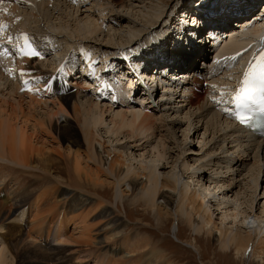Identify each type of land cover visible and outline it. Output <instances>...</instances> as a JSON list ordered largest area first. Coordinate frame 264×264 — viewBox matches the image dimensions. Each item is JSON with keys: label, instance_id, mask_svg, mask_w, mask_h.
I'll list each match as a JSON object with an SVG mask.
<instances>
[{"label": "bare ground", "instance_id": "1", "mask_svg": "<svg viewBox=\"0 0 264 264\" xmlns=\"http://www.w3.org/2000/svg\"><path fill=\"white\" fill-rule=\"evenodd\" d=\"M259 1L186 8L185 19L198 20L195 30L186 33L184 19L183 31L165 36L170 22L155 28L166 7L155 0H0V53L7 52L0 55V234L7 235H0V264H20L15 245L38 244L42 235L46 244L36 247L46 253L32 256L38 264H149L156 249L145 236L131 242L128 256L100 238L103 224L127 228L118 207L130 206L156 225L174 217L197 237L186 244L194 250L204 233L223 253L244 260L251 251L250 262L263 260L264 133L231 121L224 95L259 54ZM112 7L137 18L123 27ZM21 33L39 57L20 54ZM143 68L154 72L155 84L143 83ZM101 80L108 85L94 87ZM153 85L162 88L156 101ZM103 188L112 190V201ZM62 215L64 237L59 227H45L50 217L65 224Z\"/></svg>", "mask_w": 264, "mask_h": 264}, {"label": "rangeland", "instance_id": "2", "mask_svg": "<svg viewBox=\"0 0 264 264\" xmlns=\"http://www.w3.org/2000/svg\"><path fill=\"white\" fill-rule=\"evenodd\" d=\"M85 1H87V2H84L85 4H89V5L91 4L89 2V0H85ZM155 1L161 2L162 5H160V6L166 7L164 14L162 15V17L160 19L161 22L155 28V30L156 29H162L163 27L166 28L165 27L166 23L170 22L169 23L170 24L169 25L170 30H168L166 35H165V36H168V35H173L172 32H174L175 30L183 31L181 24H183L182 22L185 19V16L183 15L184 9H186V8L187 9L191 8L192 10L193 9H195V10L199 9L198 6H200L201 3H206L207 6H210V5L212 6V4H214L215 0H155ZM147 2H148L147 7H149L151 4H149V1H147ZM263 3H264V0H260L259 3L257 5H255L256 9L254 12H257L258 10L261 11L263 8ZM89 5H85V6H89ZM190 6H192L193 8ZM194 6H195V8H194ZM242 7H245V6L242 4ZM247 10L250 11L251 9L249 8ZM111 11H112L111 17L117 18L118 22H120L121 26H123V27L126 26V23H127V20L129 19V17L135 16V15L130 14V13L126 14L125 12H119L117 7H112ZM135 11L133 13H136L138 15V11H140V8H136ZM206 13L207 14H205V13L204 14L208 15V16L211 15L208 12H206ZM233 14H235V12ZM186 15L189 16L191 19V20H189L188 19L189 17H187V19H185L186 22H185L184 28H185L186 33H187L188 30H195L194 25H196V23H198L197 22L198 20L194 14H186ZM106 16L109 17V14H107ZM136 18H137V16L134 17V19H136ZM246 18H248V17L247 16L242 17V19H246ZM190 22H192L193 24H190ZM42 27L43 26H41L40 28H42ZM237 28L238 27L235 26V28H233L231 30H235ZM153 31H151L150 33H152ZM207 35H208V33H207ZM71 37L72 36H68L67 38L70 40ZM75 37L78 38V36L74 35L72 41H75ZM81 37H82V35H81ZM147 39H150V37ZM188 40L185 41V44H187V45H188ZM149 41L151 42V39ZM149 41H148V44H150ZM92 43H94V42H92ZM59 45L61 47L65 46V44L63 42ZM143 45H145V44H143ZM95 49H97V48H95ZM55 52H56V50L50 51V53H52L50 55V57H54ZM117 52H119V50ZM61 54L62 55H60V56L58 55L59 59H62L65 57L64 52H61ZM112 56H114V55H112ZM162 56H165V55H162ZM75 58H79V57L76 55ZM182 58H185V57L182 56ZM171 62L172 61H169V62L158 61L156 63L171 64ZM143 69H144V70H142L143 71V74H142L143 83L146 86L152 85L153 83L150 81L149 76H154L153 75L154 72H152L150 74V72L146 68H143ZM128 72H132V70L128 69ZM140 74H141V71H140ZM156 74L159 77L162 76L161 72H157V73L155 72V75ZM79 81H81V80H79ZM153 89H154L153 101H156V98L159 95L162 88L157 87V85H153ZM202 95L203 94L201 92H198L197 96L194 98V100L196 101V100L200 99L202 97ZM141 99L143 100V98H141ZM193 145L198 146V144H196L195 142L193 143ZM82 156L84 158V155H82ZM88 165L89 166H87V167H89L91 170L95 169L94 166L91 165L90 163H88ZM14 177L19 178L20 176L14 175ZM100 178L102 180L104 179V177H100ZM2 182H3V180L0 178V184H2ZM193 185H194V183H193ZM15 188H16V186L14 185V182H10L8 185L9 192L10 193H12V191L15 192L14 191ZM224 190H225V188L221 192H224ZM217 191H219V192H217ZM100 194L102 196H105V198L109 201L113 200V193H112V190L109 188L101 189ZM216 195L219 198V195H220L219 189L216 190ZM2 196L0 199H2ZM63 198L65 199V197L61 195L60 197H58L57 200H61ZM68 201H69V204L71 206H73V209L76 208L77 203L74 200L71 199V200H67V202ZM118 210L122 214L121 215V216H123L122 220L127 225V228H125V230H123V232H118V231L110 229L111 225L109 223L103 224L101 226V229H106L107 231L104 234H102V236L100 238L102 241L106 242V244L110 247V249L119 250V248H120L121 252L124 256L131 255L128 253V251L131 248V242H133V240H135L138 237L145 236L146 239L147 238L149 239V240L148 239L147 240L152 245V247H154L156 249V252L158 251L157 254L155 252V255H154V257H156V258H154V257L150 258L152 260H149V262H150L149 264H158L159 262L162 264H264V258H263V260H260L259 263L256 262L257 261L256 259H255L254 263L250 262V260H251L250 255L251 254H249V253H251V251H249L247 253L248 255L247 254L245 255L246 258H244V260H241L240 257L238 255H235L233 251H231L230 253L221 252L218 249V246L216 245V238L212 237V236L208 237L204 233L202 236L199 237V240L196 241L197 250H194L193 248L186 246L187 243L192 242V240L190 238H197V237H194L191 233H189L183 224H180V223L178 224L176 219L172 216H169L165 221L161 222L159 225H156L155 221L153 220L152 215L150 213L148 214V212L144 211L143 208H135V207L130 206V207H126L125 210H123L121 207H118ZM219 211L220 212H218V213L215 212V214H214L215 217H213V222H215L216 224H218V223L220 224V213H222V210H219ZM67 213L72 215L74 212H70L67 210ZM62 218H63V220H65L66 229H65V224H63V223L53 224L52 223V221H53L52 217H50L49 220L47 221V224H46L47 226L45 225L46 229L49 228L48 227L49 225L50 226L54 225L55 227L60 228V231L63 232V237L66 236L68 234V231H69L68 224H67V221H66L64 215H62ZM23 234H25V233H23ZM0 235H1V238H7V235H5V234H0ZM24 236L25 235H23V238H24ZM175 236H177L178 239H176ZM63 237H62V239H63ZM126 237L129 238L130 240L128 239V240L124 241ZM49 239H52V237H50ZM117 239H119L118 243H116V241H115ZM46 240L47 239L45 238V236L42 235V236L38 237V239H37V241L39 242L38 244L36 242H34V243H36V245H34V243H31V241L28 242L29 240H27L25 243H19L18 245H15V247L17 246V248H18V249H15V251L16 250L18 251V252L16 251L17 257H18V262L20 264H38V262H39L38 258H35L32 256L36 255L38 257V255H39L40 257H42V254L44 256V254L46 253L45 249L44 248H38L36 246L42 247L43 245L46 244L45 243ZM31 245L33 246L34 249H32ZM53 245H54V243H53ZM50 246H52V245H50ZM49 247H47V249ZM36 251L38 253H36ZM21 252H23V254ZM111 258H112V260L117 259L116 257H112V256H111ZM133 258H135V257H133ZM136 259H135L136 262L139 261V258H136ZM142 259H144V258H142Z\"/></svg>", "mask_w": 264, "mask_h": 264}, {"label": "snow or ice", "instance_id": "3", "mask_svg": "<svg viewBox=\"0 0 264 264\" xmlns=\"http://www.w3.org/2000/svg\"><path fill=\"white\" fill-rule=\"evenodd\" d=\"M2 27H6V25L0 26V28ZM21 36L25 44L20 47V54L30 57H39L41 54L38 50L30 46L28 35L26 33H21ZM0 55H7V52L0 53ZM233 59H235V57H233ZM21 74L23 75V73ZM25 83H27V81H25ZM261 91H264V51L253 57V60L249 62L243 74L241 87L233 98L236 108L240 111L247 110L251 113L253 111L251 105L257 103L256 94ZM259 111H264V107L260 108ZM238 118L241 123L245 120L243 116H239Z\"/></svg>", "mask_w": 264, "mask_h": 264}]
</instances>
